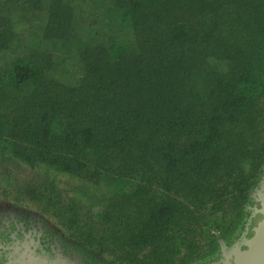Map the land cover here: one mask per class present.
<instances>
[{
  "label": "trees",
  "instance_id": "obj_1",
  "mask_svg": "<svg viewBox=\"0 0 264 264\" xmlns=\"http://www.w3.org/2000/svg\"><path fill=\"white\" fill-rule=\"evenodd\" d=\"M45 1L19 5L18 16L29 28L6 19L0 7V45L5 40L25 49L10 60L0 55V155L24 157V149L36 156L35 164L91 180H111L115 171L130 167L127 160L135 161L133 171L140 174L130 194L120 193L149 195L151 184L137 178L150 176V155L159 151L160 169L176 166L168 164L154 137L170 124L185 123L189 106L208 110L195 119L206 136L194 164L203 173L195 179L201 188L211 174L221 176L217 183L233 185L223 180L237 170L242 174L245 162L260 166L264 143L256 142L259 130L251 126L264 112V0ZM35 15L44 23L36 26ZM57 60L81 64L70 72L72 62L65 67ZM26 95L35 105L20 106L18 99ZM225 124L231 132L219 130ZM86 155L105 163L87 166L81 160ZM116 160L121 164L109 162ZM227 162L232 166L220 170ZM186 179L191 197L202 192L192 177ZM238 184L242 196L249 182L243 178ZM189 220L182 208L155 203L133 238L150 264H167L168 256L194 244ZM111 233L109 241L115 239Z\"/></svg>",
  "mask_w": 264,
  "mask_h": 264
},
{
  "label": "rangeland",
  "instance_id": "obj_2",
  "mask_svg": "<svg viewBox=\"0 0 264 264\" xmlns=\"http://www.w3.org/2000/svg\"><path fill=\"white\" fill-rule=\"evenodd\" d=\"M22 3L23 0H0V7H3L6 19L11 16L9 18L14 23L16 20H20L24 27L29 28V24L22 22L26 18L18 16V7ZM39 3H47V1L40 0ZM9 7H13L12 12L9 11ZM35 19L37 20L36 26L44 23L39 22L36 15ZM19 28H22L21 25ZM17 46L10 47L9 43L3 40L0 45V55L4 57V60H10V58L19 55L23 56L24 47ZM69 62L74 64V68H72L73 66L69 67L71 68L70 72H74L75 65L80 63V60H57L58 66L63 64L66 67ZM52 64L55 66V60H51L50 65ZM1 67L2 65H0ZM220 67H225V63H221ZM50 68L52 67L50 66ZM50 68L45 71L48 75L52 74ZM77 77V74L72 75L70 80L75 81ZM53 78L60 81V78L56 76ZM30 97L32 95L19 98L20 106L22 101L29 105H35V100ZM262 103L264 104V100ZM188 107L185 106L184 109L186 111L184 112L185 123H179L177 126L170 124L166 129H160L159 134L163 132L162 135L154 137V145L161 147L163 154L167 156L168 164H176L177 168L176 166H169L160 169L159 151H154L148 158L151 164L148 169L150 176L137 178L141 183L143 181V183L151 184L149 195L132 193L130 196H123L122 194L131 193L128 188H130V184L135 183V176L140 174L139 171H133V168L137 166L135 161L129 164L131 161L127 160L130 167L128 166L126 170L115 171V177L111 180L108 177L106 179L98 177L96 180L80 179L72 173L56 170L44 163L35 164L33 160L36 156L31 151L22 149L24 157H17L10 153L0 155V206L10 209L12 215L15 213L29 214L33 218L43 219L58 234L74 242L93 258L106 264H150L146 257L147 251L138 248L133 236H135L137 229L145 225L148 213L150 214L154 204L160 202L182 208L190 215V220L187 222L189 232L195 231L191 237L194 244L184 247L173 258L168 256L167 264H188L210 249H218L219 245L224 246L222 237L234 228L236 217L239 212L243 211L250 190L263 176L264 160L258 167L255 164L251 167L249 162H245L242 174L236 169L237 164L235 163L233 168L237 170V176L226 177L223 180L227 183L232 182L233 185H224L223 182L217 183L221 176L211 174L207 178L206 186L203 185L201 188V182H197L195 179L197 176L202 179L203 173L194 169V164L196 159L201 157L198 154V143L206 140V136L204 129L201 128L203 124L195 119L208 110L201 107L198 108L200 111L197 108L194 110V107L187 110ZM220 109L221 114H224L226 109L224 107ZM45 110V106L40 107L36 113ZM263 114L264 112H261L259 121L251 126L252 129L259 130V137L256 141L258 144L264 143ZM213 115L216 113L211 110V118L214 117ZM189 118H192L193 121L190 122ZM219 130L231 132L228 124ZM247 135L250 137L252 134L247 132ZM82 148L83 145L80 149ZM78 150L75 151L78 153ZM77 157L81 158L80 155ZM81 160L85 165L92 167H100L105 163V160L97 155H86ZM109 162L115 166L121 164L118 160ZM226 165L232 166L230 162H227L219 166L220 170L224 169ZM186 177H192L194 186L201 189L202 192L191 197V193L188 192L189 187L184 185L188 182ZM243 178L249 182V185L241 196L237 191L239 188L237 183L239 179ZM107 180L110 181L109 185L106 183ZM263 181L264 178L260 183L261 187ZM119 187H122V190H119ZM223 190H227L226 194L219 195L223 193ZM260 209V206L252 209L255 214L251 217L250 232L260 219ZM111 232L114 233L115 239L109 241L107 236L112 234ZM126 233L129 235L126 236Z\"/></svg>",
  "mask_w": 264,
  "mask_h": 264
},
{
  "label": "flooded vegetation",
  "instance_id": "obj_3",
  "mask_svg": "<svg viewBox=\"0 0 264 264\" xmlns=\"http://www.w3.org/2000/svg\"><path fill=\"white\" fill-rule=\"evenodd\" d=\"M260 181L250 190L244 209L236 217V225L222 237L224 246L210 249L188 264H223L224 253L237 242L247 241L253 208L264 199ZM264 182V181H263ZM258 216V215H257ZM251 225V226H250ZM224 247V248H223ZM0 264H106L88 254L84 249L58 234L43 219L29 214H10V209L0 206Z\"/></svg>",
  "mask_w": 264,
  "mask_h": 264
},
{
  "label": "water",
  "instance_id": "obj_4",
  "mask_svg": "<svg viewBox=\"0 0 264 264\" xmlns=\"http://www.w3.org/2000/svg\"><path fill=\"white\" fill-rule=\"evenodd\" d=\"M260 207L261 216L251 230L253 235L247 241L235 244L231 250L224 253L223 264H264V199L261 200Z\"/></svg>",
  "mask_w": 264,
  "mask_h": 264
}]
</instances>
